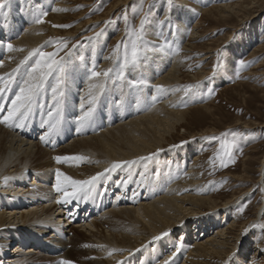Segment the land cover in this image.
I'll return each instance as SVG.
<instances>
[{
    "label": "bare ground",
    "instance_id": "bare-ground-1",
    "mask_svg": "<svg viewBox=\"0 0 264 264\" xmlns=\"http://www.w3.org/2000/svg\"><path fill=\"white\" fill-rule=\"evenodd\" d=\"M0 2L5 4L0 10V88L5 89L0 98L2 118L37 57L26 64L20 61L32 49L47 47L48 38L57 37L54 25L61 23L62 12L54 9L67 6L56 1L53 12L44 16L50 0ZM217 8L229 14L235 9L228 4ZM41 17L43 22L35 23ZM183 21L175 24L179 41L188 31ZM76 36L73 32L62 38L68 43ZM8 43L24 51L9 52ZM184 50L190 51V47ZM44 52L54 51L47 48ZM100 52L101 43L70 52L65 56L66 70L57 100L53 99L57 84L53 75L44 82L23 127L0 124V264H245L253 240L250 237L256 234L263 241L254 245V262L258 253L264 254V231L262 235L255 229L258 222L264 225V197L246 222L238 225L240 215L238 221L227 222L241 195L215 201L194 170L196 158L189 159L190 149L175 155L166 150L167 138L178 126H187L191 113L181 106L195 101L180 94L183 62L174 52L160 50L137 69L119 76L117 66H109L105 57L98 62ZM93 65L101 73L112 71L90 81ZM190 77L200 83L206 73L201 70ZM141 80L145 83L132 86ZM91 83L102 84L93 89V104H89L88 95ZM155 85H162L165 91L158 93ZM57 102L60 123L46 141H41L48 132L44 121ZM81 103L84 110L94 109L83 128L78 122ZM57 156L84 159L58 163ZM122 161L135 163L105 172ZM57 169L74 180L104 175L87 198L58 203L65 193L54 187ZM263 171L264 157L259 182H264ZM243 178L233 177L241 183ZM60 181L71 193L72 187L63 177ZM224 217L225 227L221 225ZM215 226L221 229L212 231ZM164 232L169 234L153 239ZM68 233H72L71 238ZM67 235L69 239H65ZM177 243L182 245L179 252ZM68 246L69 251H65ZM74 248L79 251L74 252ZM87 258L89 261L83 262Z\"/></svg>",
    "mask_w": 264,
    "mask_h": 264
},
{
    "label": "rangeland",
    "instance_id": "rangeland-1",
    "mask_svg": "<svg viewBox=\"0 0 264 264\" xmlns=\"http://www.w3.org/2000/svg\"><path fill=\"white\" fill-rule=\"evenodd\" d=\"M50 1L52 4L45 13L53 12L54 2L64 1L67 11H61L59 25H70L54 27L57 37L48 38L49 45L42 49H52L57 54L56 59L65 57L69 50L101 43L98 62L105 57L109 66H117L119 76L129 69H137L139 63H145L160 50L174 52L183 62L180 94L184 99L192 97L195 101L181 106L191 113L187 126H178L167 138L166 150L175 155L189 148V159L196 158L192 163L194 170L196 168L197 176L202 184L205 183L203 186L207 187L212 199L221 203L233 195H241L227 222L238 221V215L242 217L239 226L246 222L264 197V182H259L264 157V0H172L171 5L168 0ZM221 4L233 6L234 13L220 11L217 7ZM180 19H184L182 25L188 31L179 41L175 24ZM141 20H145V24L138 42L142 49L139 62L135 67H125L123 45L130 47L135 38L134 30L140 29ZM73 32L77 36L66 43L67 48L61 49L60 42H66L62 36ZM93 32L89 39L87 35ZM117 45L120 47L114 54ZM185 45L190 51L184 50ZM206 56L210 58L202 60ZM240 61H244V67L240 66ZM201 70L206 77L200 83L192 82L190 76ZM188 86L193 87L185 94ZM232 132L241 135L233 137ZM202 133L203 136L198 137ZM221 143L232 145V158L226 167L216 158ZM242 175V183L233 179ZM223 220L221 225L225 227L226 217ZM261 226L258 222L255 229H260L263 235L264 227ZM219 229L215 226L212 231ZM68 234L71 238L72 233ZM255 235L250 237L253 240L245 264H264V254L260 253L254 262L251 261L254 245L263 241L262 236ZM64 237L69 239V235ZM69 249L68 246L65 251ZM73 251L78 252L79 248Z\"/></svg>",
    "mask_w": 264,
    "mask_h": 264
},
{
    "label": "snow or ice",
    "instance_id": "snow-or-ice-1",
    "mask_svg": "<svg viewBox=\"0 0 264 264\" xmlns=\"http://www.w3.org/2000/svg\"><path fill=\"white\" fill-rule=\"evenodd\" d=\"M172 0H168L169 5H171ZM5 4L4 2H0V10L4 8ZM54 11H67V9H54ZM42 15L46 16L47 13H43ZM125 20L127 21V16L125 15ZM43 19L37 18L35 20V23H42ZM163 23V21L161 22ZM145 20H141L140 29L134 30L135 32V38L131 40L130 47L128 44H124V54H123V63L124 66H137L140 55H141V47L138 43L142 39V32L144 28ZM70 25H54V27H69ZM97 36L100 35V33L96 34ZM175 35V33H173ZM92 39V38H89ZM123 43V42H121ZM61 49L67 48V44L60 42ZM75 47V45H73ZM120 45H117V48L114 49V54L119 50ZM6 48L9 52L13 51H24V49H17L14 48V46L11 43H8L6 45ZM66 53L65 56H68L70 54ZM56 53L53 52H44L41 51L39 48L32 49L27 53V55L24 57L23 60L20 61V64H26L29 60H31L33 57H37L35 60V63L32 64L31 68L28 71V78L24 80L23 84L20 86L19 91L16 93L15 98L11 101V107L7 110V115L0 118V124H5L6 126L12 127H23L24 121L26 120L29 112L31 111L32 105L36 100V97L39 95L40 91L42 90L44 86V82L48 79V77L55 75V79L57 81V84L55 87H53V99L57 100V93L59 90L60 83L62 81V75L64 74L66 70V64L67 61L65 57H60L59 59H56ZM240 66L244 67V61H240ZM19 69V65L17 69L14 71H17ZM90 71L89 80H93L95 78L104 76L107 77L109 73L112 71V69H108L104 71L103 73L98 72L95 70V65H93L92 69ZM238 75V73H237ZM0 80H3V77H0ZM145 81H134L133 87H139L140 85L144 84ZM98 87H102V84L99 83H91L89 85V104H93L95 101V96L93 93V89H96ZM156 91L163 92L165 91L164 87L162 85H155L154 86ZM193 86H188L185 88V94L190 91V89ZM4 88H0V98H3L4 96ZM211 93V90H209ZM156 97H153V100H155ZM2 110V109H0ZM94 109L92 107H89L87 110H84V104L81 103V115L78 117V122L80 124V127H85L88 122L91 120L93 115ZM48 119L44 121V124L48 126V132L45 133V135L41 136V141H46V137L50 135L59 125L60 123V108L59 103L57 102L55 108L53 110H50L48 112ZM227 135V134H225ZM231 135L233 137H239L241 134L238 132H232ZM212 139H216V137H213ZM224 157H227L228 159L225 160ZM217 159L220 160L221 166L226 167L228 160H231L232 158V145L228 143H221V150L217 154ZM58 163L64 160H83L84 157L82 156H75V157H61L57 156L54 158ZM145 159V158H141ZM211 162V161H210ZM234 162V161H232ZM129 163H135V161H122V162H115L111 165L110 169H105V172L108 171H115L116 169L120 168L124 164ZM57 175V183L54 186L57 192H64L65 197L57 201L58 203H70L73 199L79 200L83 196V198H87L89 193L95 188L96 184L95 182L99 180L104 173H97L95 176L90 177L87 180H74L71 177L65 175L64 173H61L59 169L56 171ZM63 177V181L66 185L72 187V192L69 193L67 191V187L61 186L60 178ZM243 211V209H241ZM261 227H264L262 225ZM169 233L164 232L160 236L154 237L153 239L159 240L164 236H167ZM181 244H176V252L180 251ZM176 253H173V256ZM111 255V253H109ZM171 257H169V260ZM62 264H71L69 261H63ZM164 264H168V261H165Z\"/></svg>",
    "mask_w": 264,
    "mask_h": 264
}]
</instances>
